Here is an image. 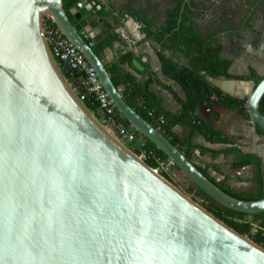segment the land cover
Here are the masks:
<instances>
[{
  "label": "water",
  "instance_id": "95a60500",
  "mask_svg": "<svg viewBox=\"0 0 264 264\" xmlns=\"http://www.w3.org/2000/svg\"><path fill=\"white\" fill-rule=\"evenodd\" d=\"M89 10L79 1L74 23L63 0H0V264H264L262 245L156 174L73 93L43 37L45 16L122 116L190 180L222 206L264 211V197L224 191L127 103L83 34L105 29ZM263 95L264 76L247 102L264 129Z\"/></svg>",
  "mask_w": 264,
  "mask_h": 264
},
{
  "label": "crops",
  "instance_id": "0c3cea01",
  "mask_svg": "<svg viewBox=\"0 0 264 264\" xmlns=\"http://www.w3.org/2000/svg\"><path fill=\"white\" fill-rule=\"evenodd\" d=\"M82 1L90 9L89 12L94 10V17L105 24L104 30H84L83 34L97 45L110 34L115 37L101 54L100 58L105 66L132 54L130 60L122 63V72L141 83L152 77L150 90L161 97L162 105L167 111L177 113L187 93L176 79L164 72L159 55L160 46L147 36L140 21L131 13H146L154 20V28H157L166 23L167 10L175 6L174 1L94 0L96 4L89 0ZM102 6L112 9L113 13L104 17L99 11ZM185 9L193 17L194 27L200 34H217L214 44L221 45V57L230 61L229 72L233 75L232 78L207 76V81L224 93L248 99L255 81L237 77L248 75L251 70L264 76V0H187ZM105 31L108 33H104ZM90 34H103V37L96 41ZM162 53L179 66L188 64V59L181 52L164 50ZM120 88L123 92V87ZM202 104L211 109H203ZM197 113L223 134L232 137L233 141L210 142L201 132H196L188 143L189 126L177 124L170 129L183 140L182 147L187 148L192 160L207 168L216 180L227 178V184L233 191L256 192L258 186L254 164L232 166L235 153L214 155L211 151L236 146L244 153H253L262 159L264 175V135L257 131L251 117L216 103H201ZM200 146L207 150L202 151Z\"/></svg>",
  "mask_w": 264,
  "mask_h": 264
},
{
  "label": "trees",
  "instance_id": "16d2710c",
  "mask_svg": "<svg viewBox=\"0 0 264 264\" xmlns=\"http://www.w3.org/2000/svg\"><path fill=\"white\" fill-rule=\"evenodd\" d=\"M79 1L82 0H63L64 9L74 23L76 20L73 15V9ZM89 1L94 2V0ZM173 1L175 6L167 10L166 23L157 28H154V20L146 13L135 11H131V13L140 21L147 36L156 41L160 46L161 51L159 55L163 62L164 72L176 79L185 89L187 97L183 101L181 109L173 114L163 107L161 97L150 90L152 77L146 82L141 83L126 76L122 72V63L126 60H130L132 54H127L120 57L117 62L106 65V69L114 84L118 87H123L122 94L127 103L151 124L159 128V130L168 137L173 144L178 146L186 156L192 160L188 149L182 147L183 140L171 132L170 128L172 126L177 124L189 126V135L187 138L188 143L196 132H201L210 142L231 143L233 141L232 137L223 134L213 124L203 120L198 115L197 111L199 105L201 103H216L224 105L247 117H250V114L247 106V98H238L224 93L216 86L211 85L206 79L207 76L233 77L229 72L230 61L221 57V45L214 44L217 34L209 36L200 34L194 27L193 17L185 9L187 0ZM99 11L104 17L113 13L112 9H106L104 6H102ZM44 21L50 28H58V25L51 17L45 16ZM114 38L115 37L110 34L99 45H92L94 51L99 57H101L104 48L110 44ZM164 50H173L183 53L188 59V64L186 66H179L172 59L165 57L162 53ZM237 78L245 80L252 79L255 81V85H257L263 76L259 75L255 70H251L248 75L238 76ZM214 96H217V98H213ZM87 106L89 109H93L94 107L90 104H87ZM260 110L264 113V95L260 102ZM161 116L163 117L164 122L159 124V117ZM118 117L125 126L132 127L137 134L142 135L131 125L126 117L122 116L120 112ZM256 127L257 131L264 135V129L259 125H256ZM145 146L153 154V158L149 160L151 165H156L159 161L170 159L168 155L158 148L153 141L146 139ZM200 148L202 151L207 150L204 146H200ZM211 151L214 155L219 153H235L236 158L231 163L232 166L254 164L256 166V182L258 190L256 192H235L228 186L227 178L218 181L215 177L210 175L207 168L197 165L213 182L224 191L237 198L252 200L264 197V175L262 159L259 156L253 153H244L236 146ZM176 168L179 172L183 173L180 168L177 166ZM187 179L189 181L187 191L196 192V196L203 200L204 206L210 212L235 230L247 235L256 243L264 247V211L255 214H248L222 206L195 182L188 177Z\"/></svg>",
  "mask_w": 264,
  "mask_h": 264
},
{
  "label": "built area",
  "instance_id": "2783aa9c",
  "mask_svg": "<svg viewBox=\"0 0 264 264\" xmlns=\"http://www.w3.org/2000/svg\"><path fill=\"white\" fill-rule=\"evenodd\" d=\"M42 34L53 60L79 101L130 152L148 164L156 174L171 181L169 174L172 171V167L175 166L174 162L169 159L159 161L156 165L149 163V160L153 158V154L145 146L146 139L142 135L137 134L132 127H127L120 121L118 117L119 111L101 82L95 68L88 62L74 42L68 39L59 28H50L44 18L42 21ZM86 38L90 41L88 36ZM90 44L93 45L94 42L90 41ZM119 90L122 92V88L119 87ZM87 104L94 106V110L89 109ZM163 122V117H159V124ZM198 203L203 206V200L202 203Z\"/></svg>",
  "mask_w": 264,
  "mask_h": 264
},
{
  "label": "rangeland",
  "instance_id": "374dc122",
  "mask_svg": "<svg viewBox=\"0 0 264 264\" xmlns=\"http://www.w3.org/2000/svg\"><path fill=\"white\" fill-rule=\"evenodd\" d=\"M95 115L97 118H99V116H97V114H95ZM124 143L127 144L125 141H124ZM169 177H170L172 183L174 185H176L179 189H181L184 193H186L192 199L202 203V199H200L199 197L196 196V192L187 191L189 181L183 173H181L177 170L176 166L172 167V171L169 174ZM203 206H204V202H203Z\"/></svg>",
  "mask_w": 264,
  "mask_h": 264
},
{
  "label": "bare ground",
  "instance_id": "6f19581e",
  "mask_svg": "<svg viewBox=\"0 0 264 264\" xmlns=\"http://www.w3.org/2000/svg\"><path fill=\"white\" fill-rule=\"evenodd\" d=\"M107 130V129H106ZM107 132H109L111 135H112V133L109 131V130H107ZM113 136V135H112ZM114 137V136H113ZM115 138V137H114Z\"/></svg>",
  "mask_w": 264,
  "mask_h": 264
}]
</instances>
